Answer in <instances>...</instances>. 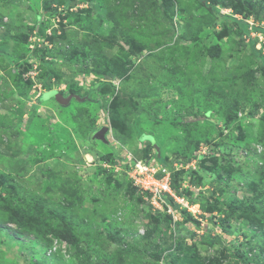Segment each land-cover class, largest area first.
I'll return each mask as SVG.
<instances>
[{
    "label": "rangeland",
    "instance_id": "1",
    "mask_svg": "<svg viewBox=\"0 0 264 264\" xmlns=\"http://www.w3.org/2000/svg\"><path fill=\"white\" fill-rule=\"evenodd\" d=\"M240 3L218 8L255 23ZM254 40L198 0H0V264H235L261 233L227 215L264 193ZM129 152L178 164L179 203L154 208Z\"/></svg>",
    "mask_w": 264,
    "mask_h": 264
},
{
    "label": "trees",
    "instance_id": "2",
    "mask_svg": "<svg viewBox=\"0 0 264 264\" xmlns=\"http://www.w3.org/2000/svg\"><path fill=\"white\" fill-rule=\"evenodd\" d=\"M200 5L205 7L206 9H209L212 15L215 17L216 24H234L238 26L239 30L243 32L247 36H251L253 32L256 33H264V27L261 25L264 23V0H215L214 2L208 3L209 0H198ZM241 2V3H240ZM239 3L242 5L245 12L249 13L254 18V24L252 25L251 22L245 21V20H238L234 15L229 14H223L221 10L218 8V5H221L224 9H234L237 11ZM243 11V12H244ZM258 42L252 41L251 43V51L253 54V57L256 60H259L262 64V69L264 71V54L260 49H257ZM51 74L46 76L45 84L47 87H50ZM99 90V89H98ZM96 90V91H98ZM164 166L169 167L172 165V162L170 163L168 160H164L162 162ZM173 171V169H172ZM181 172L179 171H173L172 177V186L174 189H177V182H176V176H179ZM264 175V173H263ZM193 203H196V200H191ZM251 207L248 206L246 201H239L238 199H235L231 202V204L228 207V213L227 215H230L234 219L240 221L242 218H248L250 222H254L253 220H258L259 224L253 223L254 226L259 228L261 230V233L255 234L254 241L256 242V245H249L247 247L246 251H243L244 245L238 246L233 250L232 253V259L235 261V264H251L254 262L255 264H264L263 261L259 263L258 261H255L254 258H258L259 255L253 254V251L255 248H261L262 251H264V193L260 196L258 200H250ZM198 203V202H197ZM262 205V206H260ZM185 212V211H184ZM187 217H191V214H188L185 212ZM243 214V216H241ZM61 222V223H60ZM64 221H59V224H64ZM48 234L54 235L57 238H60L64 241H66L70 245L75 244V239L72 234V230L68 225H65L63 229L61 228H49L45 231ZM20 234L24 235L26 232H20ZM205 243L215 246L217 244L221 243L220 237H208L205 240ZM52 250V253H48L49 257L51 254L58 258L57 251H53V247L51 246L49 248ZM49 250V252H50ZM51 255V256H52ZM52 256V257H53ZM261 256V255H260ZM154 257L157 258V260L165 259V257L161 255H154ZM262 257V256H261Z\"/></svg>",
    "mask_w": 264,
    "mask_h": 264
},
{
    "label": "built area",
    "instance_id": "3",
    "mask_svg": "<svg viewBox=\"0 0 264 264\" xmlns=\"http://www.w3.org/2000/svg\"><path fill=\"white\" fill-rule=\"evenodd\" d=\"M127 162L133 164L132 173L129 174L133 184L153 199L154 208L160 209L161 204L170 203L167 196L176 198L172 189L173 171L171 167H166L163 164L159 166L155 159L137 158L131 152L127 156ZM173 166L178 170L177 163ZM176 201L178 202L177 198ZM170 209L168 208V212L171 211Z\"/></svg>",
    "mask_w": 264,
    "mask_h": 264
},
{
    "label": "water",
    "instance_id": "4",
    "mask_svg": "<svg viewBox=\"0 0 264 264\" xmlns=\"http://www.w3.org/2000/svg\"><path fill=\"white\" fill-rule=\"evenodd\" d=\"M86 99H89V97H81L76 94H70L68 96H65L62 93H58V96L56 97L57 102H59L62 105L68 106L73 100L77 101H85ZM110 132L109 127H102L100 130L96 131L95 134L93 135L94 139L101 140L103 142L109 143V139L107 137V134ZM154 147L156 148L158 155L161 156L160 149L156 142H153Z\"/></svg>",
    "mask_w": 264,
    "mask_h": 264
},
{
    "label": "clouds",
    "instance_id": "5",
    "mask_svg": "<svg viewBox=\"0 0 264 264\" xmlns=\"http://www.w3.org/2000/svg\"><path fill=\"white\" fill-rule=\"evenodd\" d=\"M251 24L253 25L254 23H251ZM101 128H102V127H101ZM101 128H100V129H101ZM100 129H99V130H100ZM97 131H98V130H97ZM110 131H111V129H110ZM109 133H110V132H109ZM262 151L264 152V148H263ZM174 164H175V162H172V165L169 166V167H171L172 169L174 168L173 171H176V172H177V170H176L175 167L173 166ZM163 165H164V164H163ZM172 189H173V186H172ZM168 207H169V205H168ZM215 237H218V236H215ZM261 251H262V250H261ZM253 254H255V255L257 254V255H259V257H258L257 259L254 258L255 261H258L259 263H261V262L263 261V263H264V251H262L261 253H257V252H256V249H255V250L253 251ZM260 255H261L262 257H261ZM251 264H255V263L252 262Z\"/></svg>",
    "mask_w": 264,
    "mask_h": 264
},
{
    "label": "flooded vegetation",
    "instance_id": "6",
    "mask_svg": "<svg viewBox=\"0 0 264 264\" xmlns=\"http://www.w3.org/2000/svg\"><path fill=\"white\" fill-rule=\"evenodd\" d=\"M68 95H70V94H68ZM68 95H65V96H68Z\"/></svg>",
    "mask_w": 264,
    "mask_h": 264
}]
</instances>
